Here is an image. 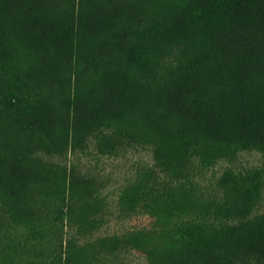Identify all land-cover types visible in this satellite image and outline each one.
Segmentation results:
<instances>
[{
	"label": "rangeland",
	"instance_id": "374dc122",
	"mask_svg": "<svg viewBox=\"0 0 264 264\" xmlns=\"http://www.w3.org/2000/svg\"><path fill=\"white\" fill-rule=\"evenodd\" d=\"M200 2L0 0V264H204L226 222L264 212L263 137L167 99L219 41L227 82L264 96V11L233 31Z\"/></svg>",
	"mask_w": 264,
	"mask_h": 264
},
{
	"label": "trees",
	"instance_id": "16d2710c",
	"mask_svg": "<svg viewBox=\"0 0 264 264\" xmlns=\"http://www.w3.org/2000/svg\"><path fill=\"white\" fill-rule=\"evenodd\" d=\"M263 3L264 0H201L196 17L217 21L234 31L241 25L251 24L264 11ZM194 20L195 14L186 12L183 20L173 26V32L181 34ZM219 44L221 60L216 61L213 67L208 68L206 64L202 67L196 61H187L175 68L177 77L167 99L182 119L198 115L206 129L237 137L249 145L262 136L263 143L262 89L227 82L226 69L229 67L228 73H231L235 65L225 62V59H229L231 48L222 41ZM201 74L205 75V81L199 79ZM217 85L223 88L215 93ZM248 215L246 210L226 222L222 227L221 241L204 248V264H264V212L251 217ZM254 218L259 220L253 227ZM195 228L199 229V226Z\"/></svg>",
	"mask_w": 264,
	"mask_h": 264
}]
</instances>
